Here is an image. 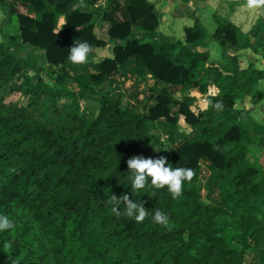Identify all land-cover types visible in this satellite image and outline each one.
Instances as JSON below:
<instances>
[{"label": "trees", "instance_id": "obj_1", "mask_svg": "<svg viewBox=\"0 0 264 264\" xmlns=\"http://www.w3.org/2000/svg\"><path fill=\"white\" fill-rule=\"evenodd\" d=\"M0 9L9 23L18 22L14 32L0 33V215L14 225L0 231V263L245 264L249 251L264 264V244L254 242L264 230V155L257 141L264 139V70L254 62L243 69L237 56H227L229 50L258 51L248 34L216 12L214 45L206 52L195 48L208 36L199 20L186 27L183 40H149L161 19L148 0H0ZM98 19L108 24L106 33ZM75 40L92 46L88 72H71ZM107 47L110 55L95 61ZM27 48L55 68V87L27 75L33 66L23 56ZM223 59L231 69L220 66ZM132 60L138 73L164 85L155 104L141 112L125 94L101 88L98 112L83 111L81 102L95 87ZM209 86L218 93L196 115L187 92L206 94ZM169 87H180L182 97ZM17 92L28 99L24 107L5 101ZM246 99L253 108L238 109ZM181 117L198 129L195 136L181 137ZM161 119L165 132L155 133ZM155 150L173 168L194 171L178 198L167 187L154 188L151 178L145 188H132L127 160L154 158ZM203 165L210 172L205 189L218 190L219 203L203 193ZM111 194L145 202L148 217L137 223L117 216L106 203ZM156 209L169 217L167 226L153 221Z\"/></svg>", "mask_w": 264, "mask_h": 264}, {"label": "rangeland", "instance_id": "obj_2", "mask_svg": "<svg viewBox=\"0 0 264 264\" xmlns=\"http://www.w3.org/2000/svg\"><path fill=\"white\" fill-rule=\"evenodd\" d=\"M152 1H155L156 9L159 13H161L160 12L161 6H164L166 4L169 7L170 17H168V19L164 21V19L160 16L161 19H163V20H161L162 21L161 23L163 24V26H166L165 29L168 30V33H171L170 37L174 38L175 40H177V39L183 40L184 39L183 33L185 32L186 26H191L193 24L192 20L199 13L209 17V10H207L208 8L206 5H208L211 2V0H152ZM233 1L234 0H221V2L223 3V5L226 9L230 8V5ZM235 5H236V3H235ZM250 11L253 12L254 14H253V16H250L251 22L250 21L247 22L246 25L249 28H252V27L255 28L258 24H262V27L264 29V9L260 6V7H257L256 9H254V8L250 9ZM217 13L220 14L219 12H217ZM251 15H252V13H251ZM208 19H210V18H208ZM252 20H253V23H252ZM209 21H211V20H209ZM212 21H213V18H212ZM212 21L210 23H212ZM63 23H64V20L62 19L59 23V28L63 25ZM162 24L160 26V29H162V27H163ZM17 25H18V22H17L16 18H13L9 23V18H8L6 11L0 10V33H1V31H3V32L4 31L5 32H14L15 29L17 28ZM206 26L208 27L210 33H212V30H213L211 28L212 24L209 25V23H208V24H206ZM137 33H140V32L134 31L135 35ZM256 35L250 36V38H251V40L254 39V41H255L254 44L252 43L253 45H256V46L259 45L258 51L257 52H254L253 50L247 51L246 53H248V54L237 56V57H238V60L240 62V65L244 68H247L251 62H254L257 69L264 70V31H262L260 33V36H259V34H258V36H256ZM147 36H148V38H150V40L153 39V37H154L152 34H148ZM0 39L2 40L1 37H0ZM208 41H212V39H209ZM213 45H214V43H213ZM110 50L111 49L109 47H107L103 51H101L100 52V55H102L101 57H105L107 55H110ZM23 56H25L27 58L29 57L30 61L33 63L32 68L27 71V75L29 77H31L33 81L37 80L38 78H41L46 83H48L50 86L55 87L54 79L56 78V70L54 67L46 66L40 56H36V55L32 54L31 48H27L26 51L24 52ZM85 66H87L88 69H90V61L89 60L87 61V64L84 65V68H85ZM78 69H83V68L73 66L71 70L76 71ZM263 83L261 82V84H260V87L262 90H264V84ZM101 88L107 92H112V93L114 90V88H112V87H108V89L106 90V88H103V86H99V90ZM99 90L95 91L91 96H89V98H91L94 101L97 100V97H100V91ZM173 91L177 92L178 89H173ZM5 101L7 104H16L19 107L20 106L24 107L25 105L28 104V99L25 98L21 93H18V92L13 93V94H9L8 96H6ZM202 103H204L206 105L205 101H197L196 104L194 103L192 105V107H194L196 109L195 110L196 112H199L202 110V108H203ZM262 103L264 105V99H263ZM140 105H141V107L143 106V104H140ZM81 106H82L83 111H85L87 109H91V110L95 111L96 113L98 112V105L97 104L91 103V106H87L86 103H84L82 101ZM236 107L238 109H241V108H246V109L251 108L252 109L253 108L252 103L249 101V99H246V101L243 103L237 102ZM175 112H176V110H175ZM262 117H264V115ZM240 123H242L243 127L246 129L251 128L253 131H255L257 133L259 132V130L251 124H248L246 122H240ZM187 131H189V128L187 127V125L184 122H181V133H180L181 137L184 135H190L193 137L197 134L198 130H193V132L190 134H187ZM157 132L158 131L155 130V133H157ZM257 141L259 142L258 146L260 148L258 154L263 156L264 155V139L262 137L260 140H259V138H257ZM173 147L174 146L170 145V146H167V149L171 150ZM155 155L157 157H160L161 152H159L158 150H155ZM155 155H154V158H157ZM209 174H210V172H209L208 168L203 165L201 167V171H200V180H201L200 182H201V187L203 189V193L205 196H209L210 199L219 203L221 200V197H220L218 190H215L212 193H208V190L205 189L206 188V181L208 179ZM222 223H225V220H222ZM227 228H229L228 232H233L232 229L234 228V225L228 224ZM229 235H230V233H229ZM254 242L258 246H262L264 244V230L258 234V236L254 240ZM239 245H241V244H239ZM253 256L254 255L251 252H249L247 254L246 264H254ZM0 264H7L6 258H3L1 260Z\"/></svg>", "mask_w": 264, "mask_h": 264}, {"label": "crops", "instance_id": "obj_3", "mask_svg": "<svg viewBox=\"0 0 264 264\" xmlns=\"http://www.w3.org/2000/svg\"><path fill=\"white\" fill-rule=\"evenodd\" d=\"M148 1L154 5L155 12L157 13V15H159V17L161 16L164 19V21L167 20L168 17H170V9L166 4L164 6H161V9H160L161 13H159L156 9L155 1H152V0H148ZM236 2H237V0H234L231 3L230 8L226 9L224 7L223 3L221 2V0H211V2L208 5H206L208 8L207 10H209V17L199 13L192 20L193 24L196 20H199L203 24V26L206 28V31L208 34V36L206 38H204V39L200 40L198 43H196L195 48L197 49V51L206 52L209 50L210 45L214 43V40L210 37L212 36V34L215 30V25L212 21V15L216 12H219L220 15H222L223 17L229 18L237 27L241 28L244 33L249 34V36H253L256 34H257L256 36H258V34L260 36V33L262 31H264L262 24H258L255 28L254 27L249 28L246 25L247 22H249V21L251 22L250 16H253L254 13L251 12L250 9H253V8H248V7H246V5H242V6L235 5ZM81 9L83 11H90L93 9V7H81ZM254 9H256V8H254ZM251 13H252V15H251ZM161 17H160V19H161ZM208 18H210V19H208ZM163 19H161V20H163ZM209 20H211L212 23H210L211 21H209ZM95 23L98 26L100 25L102 32L106 33L108 31L109 26L107 23H105V22L101 23L100 19L96 20ZM208 23H209V25L212 24V26H211V28L213 29L212 33H210L208 27L206 26V24H208ZM252 23H253V20H252ZM161 24H160V26H161ZM193 24L191 26H193ZM162 26H163V24H162ZM191 26H186V27H191ZM165 28H166V26H163L162 29H160V27H159L157 34L156 35L152 34L154 36L153 39L157 38V39L163 40V41L174 40V38L170 37L171 33H168V30ZM136 35L142 36L143 33L140 32V33H137ZM183 36H185V32L183 33ZM146 37H147V39L150 40V38H148V36H146ZM209 39H212V41H208ZM252 43L253 44L255 43L254 39H252ZM247 51H251V50L250 49L239 50V51L229 50L227 52V56H228V58H232L234 56L246 55V54H248V53H246ZM100 52H98L97 57L95 58V61H98L101 58L102 55H100ZM107 56H109V55H107ZM73 66L83 68V69H78L76 71L71 70V72L73 74L90 71V69H88L87 66H85V68H84V66L81 64H74ZM220 66H222L226 69H231V63L228 59H223L221 61ZM242 68L245 69L244 67H242ZM71 69H72V67H71ZM146 76H147L146 71H144V70L140 71V73L137 72V68L134 64V61L132 60L127 65L122 66L121 68H119V70H117L113 74L109 75L107 77L106 83H104L102 85H97L95 87V91L99 90V86H103V88H106V90L108 89V87H112V88H114V90H113V93L109 92L110 94H112L114 96H118L121 93L125 94L127 99L129 100L130 105L133 107H136L139 111L142 112L143 109H145L146 107H150V106H153L155 104V98H156L157 92L164 87V85L162 83H156L155 84L154 81L147 79ZM137 79H140V80L137 82ZM263 82L264 81H262V83ZM152 87H154V88H152ZM169 88L175 94V96L177 98L180 99L182 97L183 93L181 92L180 87H169ZM173 89H178V91L175 92V91H173ZM260 89H261V87H260ZM217 93H218V89L215 86H209L206 94H202L200 92V90H198V89H193V90L188 91L187 95L195 99V104L197 103V101H205V103H206V105L204 103H202L203 108L199 112H196L195 111L196 109L191 106L192 112L197 115V114L205 111L207 109V106H208V102H207L208 96H215V95H217ZM92 94H90V96ZM97 98H99V97H97ZM83 102L86 103L87 106H91V103L98 105V103L96 101L92 100L91 98L85 99ZM140 104H143V106L141 107ZM175 110H176V112H175ZM177 111H178L177 108H173V114L177 113ZM164 121H165L164 119H161L159 122L154 123V128L160 134H163L165 132V128L163 127ZM181 122H184L187 125V127L189 128V131H187V134L192 133L193 130H198V129L191 128L185 122L184 118L181 117L180 121H179L180 131H181ZM174 147H176V146H174ZM248 253H249V251H248ZM253 262H254V264H256L254 260H253ZM245 264H246V259H245Z\"/></svg>", "mask_w": 264, "mask_h": 264}, {"label": "clouds", "instance_id": "obj_4", "mask_svg": "<svg viewBox=\"0 0 264 264\" xmlns=\"http://www.w3.org/2000/svg\"><path fill=\"white\" fill-rule=\"evenodd\" d=\"M260 6H264V0H247L246 7L248 8ZM92 51V46L87 41L75 40L69 50L68 60L73 64H83L88 61ZM127 167L134 190L145 188L148 178H151V185L154 188L162 189L167 187L174 199L181 195L183 183L191 181L194 176L193 169L179 166L173 168L168 164L167 158L164 156L155 159L151 157L146 158L143 155L132 156L127 160ZM106 203L112 206L111 211L117 216L132 217L137 223H142L149 215L148 210L144 206L145 202H134L127 194H122L119 198L115 194H111ZM120 205H123V211L120 210ZM153 221L162 226H167L169 217L166 213L156 209ZM13 226V222L8 216L0 215V231H6ZM9 247L10 244L6 242L4 250H7Z\"/></svg>", "mask_w": 264, "mask_h": 264}]
</instances>
